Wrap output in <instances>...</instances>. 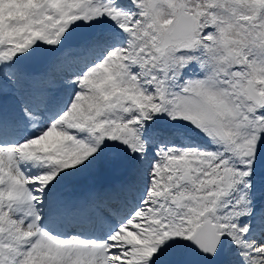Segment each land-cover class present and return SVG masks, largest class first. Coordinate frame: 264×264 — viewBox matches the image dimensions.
Instances as JSON below:
<instances>
[{
    "label": "snow or ice",
    "instance_id": "6c2138e0",
    "mask_svg": "<svg viewBox=\"0 0 264 264\" xmlns=\"http://www.w3.org/2000/svg\"><path fill=\"white\" fill-rule=\"evenodd\" d=\"M0 264H264V0H0Z\"/></svg>",
    "mask_w": 264,
    "mask_h": 264
}]
</instances>
